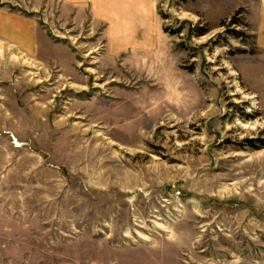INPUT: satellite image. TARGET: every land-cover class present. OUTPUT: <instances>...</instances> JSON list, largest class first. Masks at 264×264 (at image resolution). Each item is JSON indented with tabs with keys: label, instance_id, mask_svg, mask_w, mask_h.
I'll return each instance as SVG.
<instances>
[{
	"label": "rangeland",
	"instance_id": "374dc122",
	"mask_svg": "<svg viewBox=\"0 0 264 264\" xmlns=\"http://www.w3.org/2000/svg\"><path fill=\"white\" fill-rule=\"evenodd\" d=\"M261 1L0 3L41 32L0 51V264H264Z\"/></svg>",
	"mask_w": 264,
	"mask_h": 264
},
{
	"label": "crops",
	"instance_id": "0c3cea01",
	"mask_svg": "<svg viewBox=\"0 0 264 264\" xmlns=\"http://www.w3.org/2000/svg\"><path fill=\"white\" fill-rule=\"evenodd\" d=\"M29 0H0V3H23ZM33 1V2H32ZM45 0H30L33 9H40ZM68 6L72 10L81 9L82 15L89 14L92 18L111 20V32L124 34L143 31L145 34L153 32L156 19L154 16V0H46ZM263 1V2H262ZM260 3H264L262 0ZM37 5V6H36ZM143 22H139V21ZM259 31L264 34V12L260 19ZM157 30V28H154ZM41 36L37 21L25 16L20 11H13L0 6V51H7L10 47L23 51H35L36 37ZM3 47V49H2ZM8 81L0 77V115H3L1 98L10 91ZM5 97V96H4Z\"/></svg>",
	"mask_w": 264,
	"mask_h": 264
},
{
	"label": "bare ground",
	"instance_id": "6f19581e",
	"mask_svg": "<svg viewBox=\"0 0 264 264\" xmlns=\"http://www.w3.org/2000/svg\"><path fill=\"white\" fill-rule=\"evenodd\" d=\"M34 107V106H33ZM18 142V141H17Z\"/></svg>",
	"mask_w": 264,
	"mask_h": 264
}]
</instances>
